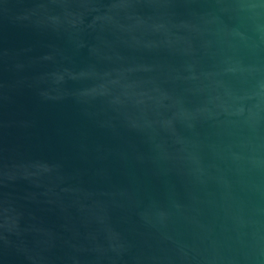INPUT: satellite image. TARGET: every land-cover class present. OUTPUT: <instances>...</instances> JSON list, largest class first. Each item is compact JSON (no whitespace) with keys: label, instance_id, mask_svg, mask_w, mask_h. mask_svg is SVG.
<instances>
[{"label":"water","instance_id":"water-1","mask_svg":"<svg viewBox=\"0 0 264 264\" xmlns=\"http://www.w3.org/2000/svg\"><path fill=\"white\" fill-rule=\"evenodd\" d=\"M0 264H264V0H0Z\"/></svg>","mask_w":264,"mask_h":264}]
</instances>
